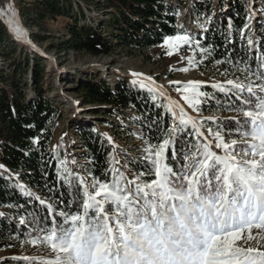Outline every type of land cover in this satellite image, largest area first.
Listing matches in <instances>:
<instances>
[{
	"label": "snow or ice",
	"instance_id": "6c2138e0",
	"mask_svg": "<svg viewBox=\"0 0 264 264\" xmlns=\"http://www.w3.org/2000/svg\"><path fill=\"white\" fill-rule=\"evenodd\" d=\"M9 24L17 40H27L15 14ZM247 28L239 34L251 48L255 41L245 35ZM227 43L232 45L228 56L215 63H230L239 75L233 73L234 78L211 84L213 93L202 90L201 81L170 82L196 116L171 100L162 86L148 87L156 93L153 101L167 100L156 106L163 108L169 120L162 124L158 117L149 135L140 137L144 147L139 158L126 157L121 165L111 156L103 174L89 172L90 179L61 161L59 179L69 189L70 199L61 196L52 203L34 197L45 215L29 214L32 231L25 243L43 246L47 254L25 256V261L264 264V250L244 246L257 236L264 238V52L249 57L245 49L242 55L233 56L235 42ZM161 46L169 56L184 46L193 49L192 56L183 58L188 66L176 69L181 72H188L189 66L199 67L212 52L211 46L203 47L187 33L167 36ZM228 73L225 69L220 74ZM132 75L155 84L143 73ZM140 86L147 87L143 82ZM212 102L237 115L230 122L202 116L203 106L211 108ZM24 191L33 198L34 194ZM26 222L20 218V224ZM253 229L261 231L254 235ZM245 230L248 235L241 244Z\"/></svg>",
	"mask_w": 264,
	"mask_h": 264
},
{
	"label": "trees",
	"instance_id": "16d2710c",
	"mask_svg": "<svg viewBox=\"0 0 264 264\" xmlns=\"http://www.w3.org/2000/svg\"><path fill=\"white\" fill-rule=\"evenodd\" d=\"M105 1L106 6L111 9L108 21L111 24L110 31L101 27L103 21L97 25L85 23L87 17L82 6L79 5L80 11L75 12L73 0H35L39 22L57 20L61 16L70 20L65 25L64 35L55 38L51 42V48L58 52L68 49L86 51L97 56L111 53L116 45L114 39L121 45L143 48L160 45L165 37L177 33L176 9L166 0ZM254 1L256 0H218L219 10L211 20L205 36L195 35V39H198L203 47L212 48L211 55L200 63L202 69L213 73L229 69V77L234 78L233 73L239 75L232 64L215 63L216 60L226 58L232 49V45L227 43L228 40L235 42L233 56L242 55V50L245 49L249 57H254L257 52H264V32L256 30L253 26L256 16L249 10ZM194 9L200 15L203 8L195 2ZM245 25H248L245 35H251L255 41L251 48L239 34ZM2 37L4 35L0 33V38ZM35 37L40 40L54 38L39 33ZM197 51L199 55V49ZM2 54L8 58V53ZM33 62L29 67L31 62L29 57L25 56L22 61L14 63L9 77L0 69V161L17 174L14 177L9 173L0 172V248L29 235L32 231V216L29 214L45 215V209L35 196L52 203L61 196L65 201L70 199L69 189L63 187L59 179L61 161H67L73 172L90 179L89 172L96 176L103 174L109 167L111 156L123 159H119L123 165L126 157L135 159L142 155L139 147H118L112 139L110 143L105 131L94 124L81 125L79 129L76 124L72 125L79 134L83 155L71 150L67 135L62 133L58 136L59 124L64 115L63 107L44 88V66L36 59ZM30 68L31 80H28ZM18 70L21 72L19 75ZM78 88L83 92L87 104L103 101L112 103L121 110L136 109L142 117L140 123L144 136L149 135V128L153 127V121L158 117L161 118L162 124L169 120V117L164 115L163 108L156 106L165 104L164 101H153L152 95L156 93L141 86L127 87L117 81L114 88H111L105 80L88 78L79 80ZM28 89L33 90L34 95H30ZM101 110L96 108L93 112L100 114ZM225 121L230 122L229 119L223 122ZM110 126L116 137L121 138L124 133L119 131L118 127L112 124ZM21 185L27 192L34 194L33 198L26 194ZM15 216L24 217L27 222L22 225L20 218ZM3 261L7 264L14 259L6 258Z\"/></svg>",
	"mask_w": 264,
	"mask_h": 264
},
{
	"label": "rangeland",
	"instance_id": "374dc122",
	"mask_svg": "<svg viewBox=\"0 0 264 264\" xmlns=\"http://www.w3.org/2000/svg\"><path fill=\"white\" fill-rule=\"evenodd\" d=\"M202 1V2H198ZM169 5L176 9L177 13V33L190 34L194 39L195 35L205 36L206 30L210 27L211 20L215 13L219 10L218 0H166ZM199 7L202 6L201 14H197L194 9V3ZM35 0H0V29L2 36L0 38V69L3 70L7 77L14 67V63L22 61L25 56L29 57L31 67L34 59L41 62L44 66V88L48 94L59 102L64 110V115L59 124L60 132L58 136L65 133L68 137V145L71 150L77 151L79 155H83L81 151V140L79 134L75 132L73 124H76L77 129L81 125L94 124L103 129L108 137L112 139L118 147L142 149L144 147L143 139L144 132L140 121L142 117L139 112L133 108L118 109L114 104L103 101H94L86 103L83 98V92L79 90V80L92 79L105 80L111 88H114V83L120 81L125 86H140L141 82L148 87L162 86L167 96L173 101H177L183 105L185 109L193 116L197 114L192 112L187 104L181 98V94L176 91V85L170 84L171 81H188L204 82L203 89L208 93H213L215 90L211 84L223 82L228 75L220 73L207 72L199 67L189 66L188 72L177 71L176 69L188 66L185 57L193 55V49L184 46L179 52L169 56L165 47L146 46L143 48H133L126 45H121L115 39V48L109 54L92 55L86 51H76L68 49L64 52H58L51 48V42L55 38L62 37L66 32L65 25L70 21L67 17H58L57 20H46L39 22L36 16ZM79 5L87 17L85 23L100 24L105 31L111 30L109 24L111 9L106 6L105 0H73V9L75 12L80 11ZM264 0L254 1V5L249 6V10L256 16V23L253 22L256 30L264 32ZM27 33V40H17L12 33V26L9 20L13 18ZM260 18L261 20H258ZM38 21V22H37ZM5 32V34H3ZM46 36H54V38H45L43 40L36 39V34ZM175 34V35H176ZM56 41V40H55ZM198 49L195 50L196 60L199 61ZM8 53V58H5L2 53ZM34 63V62H33ZM171 69V71H170ZM18 75L21 73L18 70ZM133 73H143L144 77H151L155 82L143 80L142 77L132 75ZM31 68L28 70L27 79H30ZM135 81V83H134ZM30 95H34V91L28 89ZM164 103L166 99L161 98ZM213 107L203 106L201 115L204 117H215L218 121L223 122L235 115V112L228 110L226 107H215V102H212ZM96 108L102 109L100 114H95L93 110ZM114 125L122 131L121 138L116 137L114 130L110 125ZM205 134L207 131L205 129ZM125 137V138H123ZM120 157V156H118ZM121 159V158H119ZM123 160V159H121ZM125 163V162H123ZM0 172L9 173L16 177L17 174L12 172L0 161ZM8 208V207H7ZM17 219L21 218L18 216ZM253 234L260 232L259 229H253ZM248 235L247 230L242 233V239L239 243L244 244ZM264 235V234H262ZM29 239V235L16 239L7 247L0 248V264L4 263V259H14L13 262L7 264H31V261H25L23 257H41L46 256L47 250L40 245L31 246L25 243ZM259 240V244H257ZM244 246L259 247L264 250V238L257 236V239L247 241ZM37 264L39 262L37 261Z\"/></svg>",
	"mask_w": 264,
	"mask_h": 264
}]
</instances>
